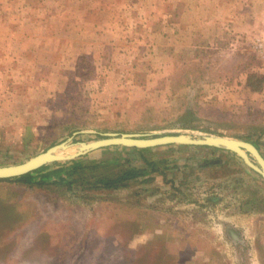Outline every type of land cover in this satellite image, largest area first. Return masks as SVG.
Returning a JSON list of instances; mask_svg holds the SVG:
<instances>
[{"label": "rangeland", "instance_id": "1", "mask_svg": "<svg viewBox=\"0 0 264 264\" xmlns=\"http://www.w3.org/2000/svg\"><path fill=\"white\" fill-rule=\"evenodd\" d=\"M213 2L0 0V165L108 132L220 134L264 156V0H222L221 22ZM75 158L43 182L0 178V264H264V178L236 153Z\"/></svg>", "mask_w": 264, "mask_h": 264}, {"label": "water", "instance_id": "2", "mask_svg": "<svg viewBox=\"0 0 264 264\" xmlns=\"http://www.w3.org/2000/svg\"><path fill=\"white\" fill-rule=\"evenodd\" d=\"M70 137L69 139H71ZM63 140L54 144L29 159L15 164L0 165V178H10L25 174L46 163L67 160L82 155L92 149L108 145H127L135 147L157 146L167 143H182L193 145H207L230 150L236 153L252 170L264 178V156L255 144L250 141L230 136L203 133L190 135L185 133H171L149 135L129 132H108L103 137L91 141H79V149L71 153H53L52 149H65L69 143Z\"/></svg>", "mask_w": 264, "mask_h": 264}, {"label": "trees", "instance_id": "3", "mask_svg": "<svg viewBox=\"0 0 264 264\" xmlns=\"http://www.w3.org/2000/svg\"><path fill=\"white\" fill-rule=\"evenodd\" d=\"M262 79H263V77L261 76V80ZM72 161L78 162L79 160H77L76 158H73L69 161H65L62 163L67 164L68 162H72ZM64 164H60V167L49 169L48 168L49 164L46 163V164H44V165H42V166H40V167H38L32 171H29V172L22 174V175L15 176L13 178L19 179L23 182H31L33 180L38 181V182H43L53 172L59 171L64 166ZM35 173L38 174V176L40 175V177L38 178V176ZM134 176H135V172H133L131 169H127L124 172H118L116 174H109V173L105 174L104 176L99 178L98 181L104 187H115V186H118L119 184H121V182H123L124 180L130 179ZM2 179H4V178H2ZM5 179H9V178H5Z\"/></svg>", "mask_w": 264, "mask_h": 264}, {"label": "crops", "instance_id": "4", "mask_svg": "<svg viewBox=\"0 0 264 264\" xmlns=\"http://www.w3.org/2000/svg\"><path fill=\"white\" fill-rule=\"evenodd\" d=\"M215 1L217 2V7L213 6V5H215L214 2L211 4V7H210V8H212V7L214 8V12H213L212 16H213L214 20L218 19L217 21L221 22L222 16H223V11H221L220 4H222V0H215ZM217 12H219V13H217ZM216 13H217V15H216ZM262 14L263 15L261 16V19H262L263 23L259 24V28L264 30V10H262ZM183 15H184V11H183ZM187 26L191 27V25H188V24H187Z\"/></svg>", "mask_w": 264, "mask_h": 264}, {"label": "bare ground", "instance_id": "5", "mask_svg": "<svg viewBox=\"0 0 264 264\" xmlns=\"http://www.w3.org/2000/svg\"><path fill=\"white\" fill-rule=\"evenodd\" d=\"M52 152L53 153H61V149H58V148L57 149H52Z\"/></svg>", "mask_w": 264, "mask_h": 264}]
</instances>
